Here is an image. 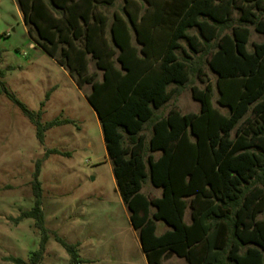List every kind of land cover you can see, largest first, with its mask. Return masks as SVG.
I'll return each instance as SVG.
<instances>
[{
	"label": "trees",
	"instance_id": "obj_1",
	"mask_svg": "<svg viewBox=\"0 0 264 264\" xmlns=\"http://www.w3.org/2000/svg\"><path fill=\"white\" fill-rule=\"evenodd\" d=\"M16 0L30 38L61 67L95 111L116 183L148 264L174 253L184 264H264V42L248 45L249 25L264 36V0ZM196 29L197 34L189 31ZM185 40L199 57L195 68L180 59ZM4 50L0 49V64ZM205 59L217 75L214 86L192 88L199 113L162 109L201 68ZM94 62L102 73L90 71ZM6 96L46 132L70 120L42 122L1 81ZM207 81V80H206ZM171 86L174 88L170 89ZM49 94H47V99ZM148 126L152 135L148 140ZM235 132V137L233 133ZM44 159L31 183L35 203L20 220L33 219L41 235L31 264H40L49 242L40 180ZM155 153H160L156 158ZM150 180L160 197L142 193ZM188 208L191 222H186ZM158 222L169 228L158 235ZM56 240L80 264L76 245ZM13 264H26L10 258Z\"/></svg>",
	"mask_w": 264,
	"mask_h": 264
},
{
	"label": "rangeland",
	"instance_id": "obj_2",
	"mask_svg": "<svg viewBox=\"0 0 264 264\" xmlns=\"http://www.w3.org/2000/svg\"><path fill=\"white\" fill-rule=\"evenodd\" d=\"M122 6L123 0H118L108 10L110 16ZM249 28L248 49L253 52V45L264 42V36L253 26ZM189 32L198 33L196 29ZM0 49L4 50L0 71L5 72L1 79L5 86L31 111L38 112L45 102L43 123L55 119L72 122L48 130L41 144L35 126L6 96L0 95V264H13L10 258L31 264L40 247L41 235L35 221L19 218L34 206L33 174L37 162L50 151L58 153L46 157L40 176L50 237L40 264H71L70 255L56 240L57 235L76 245L80 264H148L120 195L100 121L85 97L91 86L80 90L68 72L30 38L16 0H0ZM178 55L186 60L187 55L191 56L189 61L194 68L199 62L185 40ZM201 68L207 76L205 82L192 73L180 93L156 111L158 116L167 115L173 107L183 114L199 113L201 104L193 99L192 88L205 89L208 82L214 86V106L226 115L229 113L217 101V75L205 59H201ZM90 71L97 72L102 79L94 62ZM145 133L149 140L151 126ZM155 156L158 158L160 153ZM142 193L160 197L162 189L147 180ZM185 219L191 222L189 208ZM259 219L264 220V212ZM157 224L161 235L168 227L164 222ZM184 263L172 252L162 261Z\"/></svg>",
	"mask_w": 264,
	"mask_h": 264
},
{
	"label": "crops",
	"instance_id": "obj_3",
	"mask_svg": "<svg viewBox=\"0 0 264 264\" xmlns=\"http://www.w3.org/2000/svg\"><path fill=\"white\" fill-rule=\"evenodd\" d=\"M22 17H23V16H22ZM168 229H169V228H165L164 231H163V233H164L165 231H167ZM163 233H162V234H163Z\"/></svg>",
	"mask_w": 264,
	"mask_h": 264
}]
</instances>
